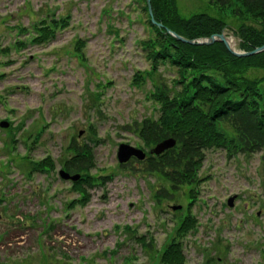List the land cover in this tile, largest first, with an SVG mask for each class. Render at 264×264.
Returning <instances> with one entry per match:
<instances>
[{"label":"rangeland","instance_id":"obj_1","mask_svg":"<svg viewBox=\"0 0 264 264\" xmlns=\"http://www.w3.org/2000/svg\"><path fill=\"white\" fill-rule=\"evenodd\" d=\"M207 1L177 4L187 15L206 10ZM51 14L69 15L68 25L44 43H16L32 34L18 35L21 25L30 30ZM153 34L140 0H0V121H9L0 126V264H158L190 213L197 225L182 238L186 264H264V150L206 149L193 199L184 187L158 197L157 189L169 188L161 175L138 160L118 163L120 143L153 146L130 127L158 115L151 79L133 83L135 72L150 68L140 41ZM158 72L169 81L174 70L160 64ZM72 138L93 152L88 174L96 180L80 172L85 199L58 174ZM46 156L51 170L29 172Z\"/></svg>","mask_w":264,"mask_h":264},{"label":"trees","instance_id":"obj_2","mask_svg":"<svg viewBox=\"0 0 264 264\" xmlns=\"http://www.w3.org/2000/svg\"><path fill=\"white\" fill-rule=\"evenodd\" d=\"M140 1L154 34L140 41L150 60V68L135 72L133 83L140 85L146 78L151 79L153 87L149 97L158 103V115L134 120L130 127L146 146L169 137L175 139L171 148L159 155L147 154L141 162L145 171L161 175L169 184V188L157 189L156 196L170 198L171 192L184 187L185 195L193 199L195 186L203 180L199 170L206 149L220 147L228 154L264 150V74H250L252 70H264V50L239 57L221 41L210 44L181 41L152 23L146 0ZM207 2L206 10L187 15L179 10L177 0H150V5L156 21L188 39L208 37L231 26L240 39V49L251 50L264 43V0ZM51 15L49 19L42 18L32 24V30L21 25L16 32L18 35L32 34L16 43L24 44V39L44 43L68 25L69 15ZM83 44L78 40L75 48L82 60L84 55L80 48ZM160 64L174 70L169 81L160 79ZM93 93L94 98L99 95V91ZM89 130L90 137L94 138L96 131L92 127ZM66 152L70 156L61 166L69 172H82V176L86 173V181L94 182L96 178L88 174L95 163L91 145L76 143L72 138ZM30 164L29 172H45L54 167L49 156ZM81 181L75 182L74 188L85 199L86 191ZM196 225L191 213L182 216L158 252L157 263L186 264L182 238Z\"/></svg>","mask_w":264,"mask_h":264},{"label":"water","instance_id":"obj_3","mask_svg":"<svg viewBox=\"0 0 264 264\" xmlns=\"http://www.w3.org/2000/svg\"><path fill=\"white\" fill-rule=\"evenodd\" d=\"M146 4H147V9H148V13L150 15L151 22L156 24L158 27L165 28V30L167 32H169L171 35H173L174 37H176L177 39H179L181 41L188 42V43H194V44H210L213 41L218 39V40L223 41L224 44L226 45V47L229 49V51H231L236 56H248V55H252V54H255V53H258V52L264 50V44L254 48L252 50H249V51L235 50L231 46V44H230V42L226 36V32L224 30L221 33L212 34V35H210L208 37H204V38H197V39L185 38V37L177 34L176 32L164 27L161 22H157L153 16V13H152L150 0H146ZM8 125H9L8 121H6V120L0 121L1 127H7ZM81 132H82V130L79 131V134ZM174 144H175L174 138L169 137V138L162 139L161 141L157 142L150 149V153H152L154 155H159L163 151H165L166 149L172 147ZM116 156H117L118 162L125 163L132 156H135L137 159H143L145 157V151L141 148H138V147L133 146V145L128 144V143H120L117 147ZM59 175L64 179H70L73 181L79 179V177H80L79 173L70 174L68 171H66L65 169H62V168L59 170ZM234 198H235V195H232V196L227 198V204L229 206L233 205ZM180 207H181V205H172L171 206L172 209H178Z\"/></svg>","mask_w":264,"mask_h":264},{"label":"bare ground","instance_id":"obj_4","mask_svg":"<svg viewBox=\"0 0 264 264\" xmlns=\"http://www.w3.org/2000/svg\"><path fill=\"white\" fill-rule=\"evenodd\" d=\"M232 44V43H231Z\"/></svg>","mask_w":264,"mask_h":264}]
</instances>
